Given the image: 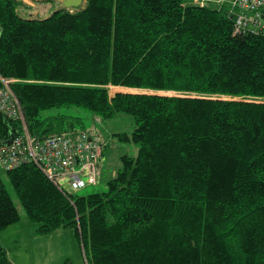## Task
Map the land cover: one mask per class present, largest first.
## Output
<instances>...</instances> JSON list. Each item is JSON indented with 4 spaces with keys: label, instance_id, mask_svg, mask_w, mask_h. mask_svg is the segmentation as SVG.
I'll use <instances>...</instances> for the list:
<instances>
[{
    "label": "trees",
    "instance_id": "obj_1",
    "mask_svg": "<svg viewBox=\"0 0 264 264\" xmlns=\"http://www.w3.org/2000/svg\"><path fill=\"white\" fill-rule=\"evenodd\" d=\"M211 1L84 0L39 19L0 0V76L32 137L82 123L54 109L135 120L115 137L138 153L105 193L65 195L33 164L6 171L37 234L73 230L86 264H264V35L237 33ZM22 132L0 117V143ZM22 218L0 176V232ZM0 264H13L2 248Z\"/></svg>",
    "mask_w": 264,
    "mask_h": 264
},
{
    "label": "built area",
    "instance_id": "obj_2",
    "mask_svg": "<svg viewBox=\"0 0 264 264\" xmlns=\"http://www.w3.org/2000/svg\"><path fill=\"white\" fill-rule=\"evenodd\" d=\"M21 1L30 5L36 0ZM208 1L199 0L198 4L204 7ZM220 2L232 8L230 14L233 13L237 33L264 35V0ZM0 82V117L20 121L23 126L20 135L0 143V168L12 171L33 164L65 195L98 185L105 143L86 130L69 131L43 139L32 137L21 104L11 87L14 81L0 76Z\"/></svg>",
    "mask_w": 264,
    "mask_h": 264
},
{
    "label": "rangeland",
    "instance_id": "obj_3",
    "mask_svg": "<svg viewBox=\"0 0 264 264\" xmlns=\"http://www.w3.org/2000/svg\"><path fill=\"white\" fill-rule=\"evenodd\" d=\"M216 0H212L210 2V6L217 7L220 6L219 3L215 2ZM36 5V8L32 10L33 14L38 11V16L40 19H47L53 13L60 10L59 6L62 7L61 2L59 0H36L35 2H30L26 4L28 6ZM33 7V6H31ZM85 7V3L81 6L80 9ZM31 16L32 18H37ZM119 92H129L128 90L119 88H111L110 93L114 95ZM131 93H139V91H130ZM59 113L68 114L72 116H78L82 118V123L76 126V130H86L90 132L92 135L99 137L103 142H108V147H105V151L107 148V162L105 168L103 170L102 178L96 186H89L79 192H76V195L79 197H85L93 194L105 193L108 191V181L112 179L113 175L116 171L121 167V158L125 155H129L131 157H135L138 153V147L133 144H125L120 142L115 135L127 133L130 134L135 128V120L132 116L126 114H120L117 118L102 122L101 119L95 118L91 113L76 110V109H54L51 111L45 112V116H55ZM98 120H100L98 122ZM104 151V152H105ZM104 158V155H103ZM0 176L10 193L12 200L14 201L17 209L20 212L22 217H26V213L24 208L21 206L20 202L17 199L15 191L6 175V171L0 168ZM34 224V223H33ZM38 226L37 224H35ZM63 235L60 236L59 239H56L58 246L56 245L54 252V261L51 264H86L84 254L82 252V248L76 235L73 230H62ZM57 236V235H56ZM59 240V241H58ZM27 241L30 244L29 250L33 253L37 248L34 246L30 238H27ZM1 248V247H0ZM34 264V263H27Z\"/></svg>",
    "mask_w": 264,
    "mask_h": 264
},
{
    "label": "crops",
    "instance_id": "obj_4",
    "mask_svg": "<svg viewBox=\"0 0 264 264\" xmlns=\"http://www.w3.org/2000/svg\"><path fill=\"white\" fill-rule=\"evenodd\" d=\"M36 5H31L33 7L30 6L32 10L36 8ZM59 8L61 9L62 7L59 6ZM37 13L38 11H36L35 14H33L32 11L23 12V15H36L35 17L39 18L40 16H38ZM104 143L108 147V142L105 141ZM106 162L107 148L104 152V158L100 165L99 181L102 178ZM119 169L113 175L112 179L116 177ZM37 229L38 226L33 224L26 217H23L21 222L9 227L3 232H0V247L6 251L10 262H12L13 264H51L52 261H54V248L56 247V245L58 246L56 239H59L60 236L65 232H61V230L52 235L40 236L37 234ZM27 238H30L33 243L35 242L34 246L37 249L33 253H31V251L29 250L30 244L27 241Z\"/></svg>",
    "mask_w": 264,
    "mask_h": 264
},
{
    "label": "water",
    "instance_id": "obj_5",
    "mask_svg": "<svg viewBox=\"0 0 264 264\" xmlns=\"http://www.w3.org/2000/svg\"><path fill=\"white\" fill-rule=\"evenodd\" d=\"M62 4V9H79L84 4V0H59Z\"/></svg>",
    "mask_w": 264,
    "mask_h": 264
},
{
    "label": "bare ground",
    "instance_id": "obj_6",
    "mask_svg": "<svg viewBox=\"0 0 264 264\" xmlns=\"http://www.w3.org/2000/svg\"><path fill=\"white\" fill-rule=\"evenodd\" d=\"M230 16V14H228Z\"/></svg>",
    "mask_w": 264,
    "mask_h": 264
}]
</instances>
